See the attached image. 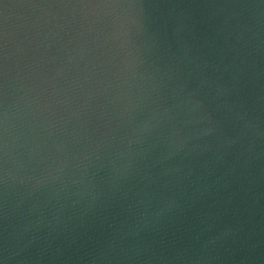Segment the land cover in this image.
<instances>
[{"label": "water", "instance_id": "1", "mask_svg": "<svg viewBox=\"0 0 264 264\" xmlns=\"http://www.w3.org/2000/svg\"><path fill=\"white\" fill-rule=\"evenodd\" d=\"M0 264H264V0H0Z\"/></svg>", "mask_w": 264, "mask_h": 264}]
</instances>
